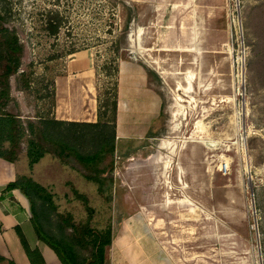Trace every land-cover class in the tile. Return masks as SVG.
Wrapping results in <instances>:
<instances>
[{
  "label": "rangeland",
  "instance_id": "1",
  "mask_svg": "<svg viewBox=\"0 0 264 264\" xmlns=\"http://www.w3.org/2000/svg\"><path fill=\"white\" fill-rule=\"evenodd\" d=\"M189 1L159 3L183 4L189 19ZM208 1L198 16L199 55L161 49L167 19L150 29L156 68L150 78L161 108L152 138L116 147L114 171L105 176L114 180L109 194H101L76 161L52 154L36 169L24 164L21 173L47 188L58 213L76 225L87 223L90 213L75 191L86 196L92 228L112 225L113 239L154 241L151 228L161 241L159 233L168 239L183 228V264L191 257L200 264H264V0ZM6 3L10 27L25 47L22 71L34 73L39 91H22L19 78H11L7 112L25 121L50 110V94L75 55H88L96 72L114 67L132 55L128 34L155 19L149 3L134 0ZM58 15L62 29L50 37L43 26ZM191 27L185 28L187 49L194 47ZM113 80L96 76V95H113Z\"/></svg>",
  "mask_w": 264,
  "mask_h": 264
},
{
  "label": "crops",
  "instance_id": "2",
  "mask_svg": "<svg viewBox=\"0 0 264 264\" xmlns=\"http://www.w3.org/2000/svg\"><path fill=\"white\" fill-rule=\"evenodd\" d=\"M134 1L149 3L155 13V19L150 21L149 26L138 25L135 31L128 34L129 51L132 55L128 59L119 61L117 148L134 141L152 138L150 133L153 131L157 113L161 108V102L156 95L155 83L150 78V73L156 71L152 64L153 56H155L153 52L155 43L152 42L150 32L153 30L150 29L155 28V25H160L161 20L167 19L165 27L168 28V32L164 35L167 46L161 49L180 55L183 52L200 54L198 16L203 14V0H200L202 2L200 4L198 0L189 1V4L194 5L189 19H183V4L179 2L161 6L159 0ZM163 2L166 4V0ZM208 2L210 6L214 3L212 0ZM186 21L190 22L186 23ZM188 24L192 25L191 30H193L190 39L194 47L191 49L183 47V42H187L191 36V32L185 29L188 28ZM65 72L66 74L56 82V107L52 116L59 122L96 124L98 122L96 71L91 59L85 54L75 55L69 61ZM19 118L23 120L22 117ZM31 121L35 122V120ZM163 146L165 147V144ZM21 148H26L23 151L25 155H22L21 151L19 160L15 163L0 158V264H34L26 247L32 253H39V259H36L37 264H62L57 254L39 237L29 200L20 190L8 189L21 176L38 182L31 174L21 173L24 164L26 168H29L26 144H23ZM39 164L40 162L33 169H36ZM176 232L177 236L168 239L165 233H159L161 241L155 240L158 237L151 228L148 235L152 233L154 241L113 239L111 247L106 252L107 263L183 264V228ZM145 249L149 251L145 252ZM111 254L114 255L113 258ZM189 260L188 264H200L196 258L191 257Z\"/></svg>",
  "mask_w": 264,
  "mask_h": 264
},
{
  "label": "trees",
  "instance_id": "3",
  "mask_svg": "<svg viewBox=\"0 0 264 264\" xmlns=\"http://www.w3.org/2000/svg\"><path fill=\"white\" fill-rule=\"evenodd\" d=\"M10 15L9 4L6 0H0V158L15 163L19 160L21 146L26 144L31 169L48 154L66 161L74 160L87 172L85 178L98 184L101 194H109L114 180L105 176L114 171L119 64L114 67L104 66L96 72V76L105 74L106 78L114 79L113 95L106 100L100 94L97 96L96 124L56 121L52 116L56 107L55 89L50 97L47 96L51 100L50 110L38 115L36 122H24L7 112L12 99L11 78H19V89L22 91L37 94L39 91L34 86V73L22 71L25 47L18 31L10 27ZM62 24L63 20L58 15L50 17L43 27L52 37L60 33ZM76 52L72 51L71 55ZM116 61L118 56L112 60ZM8 189L20 190L29 200L39 237L57 254L62 264H108L106 252L113 242V227L109 225L104 230L92 228L94 210L89 207L86 196L75 191L77 199L85 204L90 213L87 223L76 225L71 215L58 213L55 196L32 178L21 176ZM108 202H111V196ZM54 216L58 219L56 223ZM68 230L72 232L68 233ZM26 250L33 263L37 264L39 253H32L28 247Z\"/></svg>",
  "mask_w": 264,
  "mask_h": 264
},
{
  "label": "water",
  "instance_id": "4",
  "mask_svg": "<svg viewBox=\"0 0 264 264\" xmlns=\"http://www.w3.org/2000/svg\"><path fill=\"white\" fill-rule=\"evenodd\" d=\"M249 166V165H248Z\"/></svg>",
  "mask_w": 264,
  "mask_h": 264
}]
</instances>
